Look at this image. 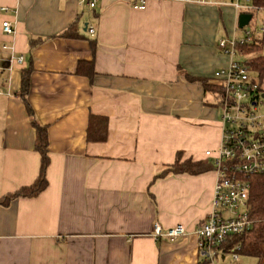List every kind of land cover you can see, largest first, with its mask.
Returning <instances> with one entry per match:
<instances>
[{"label": "crops", "instance_id": "0c3cea01", "mask_svg": "<svg viewBox=\"0 0 264 264\" xmlns=\"http://www.w3.org/2000/svg\"><path fill=\"white\" fill-rule=\"evenodd\" d=\"M223 1L146 0L138 9L98 0L89 9L78 0H0L9 9L0 10V196L39 171L35 130L15 95L29 64L27 100L48 126L50 158L44 191L0 205V264H255L199 254L195 229L210 210L214 166L154 178L177 152L212 162L205 152L220 145V109L199 78L213 81L231 60L216 42L235 34L238 12ZM4 19L14 34L2 32ZM72 24L76 38L57 36ZM3 44L23 63H9ZM80 60L93 62L91 80L76 74ZM89 114L107 118L104 141L86 139ZM154 223L186 233L156 239Z\"/></svg>", "mask_w": 264, "mask_h": 264}, {"label": "built area", "instance_id": "2783aa9c", "mask_svg": "<svg viewBox=\"0 0 264 264\" xmlns=\"http://www.w3.org/2000/svg\"><path fill=\"white\" fill-rule=\"evenodd\" d=\"M186 3L223 5V0H176ZM247 3L250 0H245ZM98 0H78L80 5L94 9ZM146 0H132V6L145 8ZM232 6L239 13L252 10L249 4H242L240 0H232ZM3 13L8 7L2 6ZM5 35L14 34L11 21L4 19L1 23ZM238 28V27H237ZM241 37L232 34L217 40V48L230 57L229 65L214 73V78L221 86V94L217 102L220 103L221 141L215 153L206 151L211 156L215 166L216 179L213 187L210 210L206 218L200 223L195 233L198 238V249L201 257L207 262H213L220 253L218 248L226 239L235 234H241L251 227L248 217V193L251 175H264V94L263 87L252 74L248 66L240 60L237 45L251 43L261 39L264 26L252 31L247 26L242 28ZM90 35L93 29L89 30ZM2 50L8 51L9 63L14 60L23 63L22 56H15L8 44L2 45ZM2 58L0 55V62ZM186 233L181 224L169 228H161L154 223L152 234L156 239L166 238L175 240ZM238 245L231 247L229 255L237 261Z\"/></svg>", "mask_w": 264, "mask_h": 264}, {"label": "trees", "instance_id": "16d2710c", "mask_svg": "<svg viewBox=\"0 0 264 264\" xmlns=\"http://www.w3.org/2000/svg\"><path fill=\"white\" fill-rule=\"evenodd\" d=\"M248 4L252 6V10L245 11L251 13L253 17V10H259L261 12V25L264 26V0H250ZM75 31L76 26L75 24H72L57 36H60L62 38H76L77 36ZM41 40L42 39L40 38L30 40V47L34 48L39 44L38 42ZM263 48L264 35L261 39L253 41L251 43L237 45V51L239 55L242 56L240 60L244 65L249 67L252 74L256 76V78L258 79V83L261 86L264 80ZM31 71V64L22 69L20 87L15 95L24 103L26 112L28 114V117L30 118V123L35 130L34 149L40 156L39 171L36 178L31 184L20 186L14 191L0 196L1 206H8L13 200H16L18 198L37 197L42 191L46 189L48 185V181L46 178V169L50 162L47 149L48 126L37 121L34 110L27 100ZM76 74L80 76H86L87 78H89V80H91L92 76L94 75L93 62L87 60L78 61L76 65ZM184 75H186V73H184ZM189 79L195 80L194 78ZM213 79V81H210L207 78H199V81L202 83L205 92L213 93L216 97L214 104L220 109L221 115V108L219 106L220 103L217 102L218 96L221 94V92H218L221 91V86L217 83L218 81L214 78V75ZM106 134L107 118L104 116L89 114L86 127V139L88 141L101 142L106 139ZM181 154V151L177 152L175 161L173 163L167 164L164 170L155 175L154 178L165 177L168 174L186 173L190 175H196L202 172H206L214 166L213 162L211 161L193 160L191 158L181 160ZM248 180L250 182L248 193V217L251 221V227L241 234L229 236L226 241L218 248V252H220L219 254L223 252L229 253L231 247L238 245L239 249L237 250V253L240 257H252L255 259V264H264V175H251L248 177Z\"/></svg>", "mask_w": 264, "mask_h": 264}, {"label": "rangeland", "instance_id": "374dc122", "mask_svg": "<svg viewBox=\"0 0 264 264\" xmlns=\"http://www.w3.org/2000/svg\"><path fill=\"white\" fill-rule=\"evenodd\" d=\"M240 3L248 4L245 0H240ZM260 27H261V12L259 10L255 9V10H253V17L247 25V29L252 31L253 29H258ZM234 32H235L236 36H238V37H241L242 34L244 33L243 30L239 29V28H235ZM263 52H264V48H263ZM239 58H241V57H239ZM262 84H263L262 87L264 89V80H263ZM208 96L210 97L209 94H208ZM218 112H219V109H218ZM227 256L230 257V259H231V256L229 254H227Z\"/></svg>", "mask_w": 264, "mask_h": 264}, {"label": "water", "instance_id": "95a60500", "mask_svg": "<svg viewBox=\"0 0 264 264\" xmlns=\"http://www.w3.org/2000/svg\"><path fill=\"white\" fill-rule=\"evenodd\" d=\"M252 18V14L248 12H241L237 16V27L239 29L244 28L245 26L248 25ZM262 98L264 99V94L262 95Z\"/></svg>", "mask_w": 264, "mask_h": 264}, {"label": "bare ground", "instance_id": "6f19581e", "mask_svg": "<svg viewBox=\"0 0 264 264\" xmlns=\"http://www.w3.org/2000/svg\"><path fill=\"white\" fill-rule=\"evenodd\" d=\"M218 92H221V91H218ZM218 92H217V93H218ZM214 93H215V92H214ZM217 93H216V94H217ZM216 94H215V95H216ZM214 169H215V168H214Z\"/></svg>", "mask_w": 264, "mask_h": 264}]
</instances>
